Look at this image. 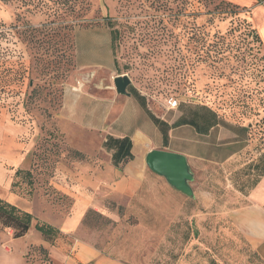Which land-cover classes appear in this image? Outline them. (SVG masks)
I'll list each match as a JSON object with an SVG mask.
<instances>
[{
  "label": "rangeland",
  "instance_id": "374dc122",
  "mask_svg": "<svg viewBox=\"0 0 264 264\" xmlns=\"http://www.w3.org/2000/svg\"><path fill=\"white\" fill-rule=\"evenodd\" d=\"M225 1L239 8L219 0H0V189L32 204L31 228L39 221L59 230L47 243L31 229L13 245V230L0 225V264H63L81 255L82 244L99 254L82 264H264L223 218L244 204L237 189L255 178L243 173L264 146V54L248 35L252 9ZM103 29L111 32L114 70L93 68L97 80L113 85L112 76H126V90L172 126L206 108L221 122L210 140L239 141L230 161L221 146L212 147V162L188 164L192 197L168 192L153 172L131 199H111L106 185L79 192L78 174L89 178L90 166L111 152L88 134L67 136L57 115L66 88H84L76 33ZM171 98L176 110L166 109ZM62 178L74 196L62 191ZM78 204L81 218L63 233ZM39 244L47 254L30 248Z\"/></svg>",
  "mask_w": 264,
  "mask_h": 264
},
{
  "label": "crops",
  "instance_id": "0c3cea01",
  "mask_svg": "<svg viewBox=\"0 0 264 264\" xmlns=\"http://www.w3.org/2000/svg\"><path fill=\"white\" fill-rule=\"evenodd\" d=\"M234 1L242 7L252 9V26L260 37L264 52V8L258 7L260 4L258 0ZM75 46L76 66L81 71L77 80L84 81V88L80 91L73 84L66 88L62 105L57 115L62 132L67 136H70V134L76 136L80 134L78 132L85 133L100 144L105 142L107 137L114 139L128 138L131 144L129 150L131 158L127 162L115 165L112 161L115 149H111V156L108 162L102 163L99 161L90 166L92 173L89 178L81 177L79 173L78 180H76L79 184V192H81V185H90L97 191L100 190L102 185H106L112 191L110 193L111 199H131L138 192L140 186L151 182L152 172L146 165L145 157L148 152L156 149L181 154L185 156L188 164L191 162L197 163L198 161L212 162L214 157L212 147L218 148L222 146L224 149L229 150L230 154L227 155L224 162L230 161L236 156L238 151L235 145L239 144V141L230 140L226 144L218 145L210 140L212 139V131L219 124L206 130L203 129L202 126H206L207 121H214L210 110L200 108L202 111L205 110L206 113L205 111L202 113L198 111L194 120L177 123L172 126L151 113L149 105L143 97L141 99L135 97L130 93V90H126L129 93L128 96L118 94L114 84L108 83L107 85L106 83L105 85L103 80H97L96 71L93 68L106 69L108 72L114 70L110 31L103 29L102 32L98 33L78 32L75 35ZM92 86L93 88H91ZM177 108L169 109L166 107L167 110H176ZM149 113L167 125L166 136H164L160 127L152 121ZM186 125L191 127L188 128ZM68 128L76 131L73 133ZM186 128H191L194 134L190 139L183 136L182 131ZM174 138H177L184 145L181 147L174 145ZM245 148L247 149V146ZM260 152H264V149ZM260 152L256 151L246 164L256 163ZM103 153L106 152L103 151ZM66 176L71 181L72 174H66ZM82 180H84L85 184L82 183ZM61 181L62 191L74 196L69 189L64 188L65 185L66 187L68 185L65 184V179L62 178ZM164 185L168 192L172 191L175 194L182 195L171 188L165 180ZM6 189H0V199L32 214L34 208L31 203L18 198ZM75 189L76 187L73 188V190ZM242 198L244 204L224 212L223 218L227 219L234 232L238 235L239 240L244 242L250 253L254 255L255 260L258 261L259 259L264 263V176ZM81 207V204L76 206L74 214L68 218L66 223H63L60 231L66 233L78 222L81 218ZM31 229H34V227H30L24 237L13 239V245L20 240L26 239ZM41 239L40 237V241ZM27 245L29 243L24 246L23 253L26 251ZM80 253L81 255L74 259L63 258V264H82L85 258H95L97 260L99 255L98 252L83 244L80 246ZM105 261L100 259L96 264H103ZM106 264L116 263L106 262Z\"/></svg>",
  "mask_w": 264,
  "mask_h": 264
},
{
  "label": "trees",
  "instance_id": "16d2710c",
  "mask_svg": "<svg viewBox=\"0 0 264 264\" xmlns=\"http://www.w3.org/2000/svg\"><path fill=\"white\" fill-rule=\"evenodd\" d=\"M218 6H227V7L233 6V7L239 8V6L234 5L231 2H228L225 0H219ZM248 35L251 38L252 43L254 45L255 44L257 45V49L260 50L264 54L260 37L256 29H254L252 25H251L250 31L248 32ZM74 48L76 52L75 37H74ZM130 93L139 99L142 98V96H140L138 92L135 90L130 91ZM143 105L145 106V104ZM210 113L213 114L214 121L211 122V121L206 120L207 121L206 126H202L203 129L205 130L209 129L211 126H216L221 123L214 112L210 111ZM150 117L152 121L158 127H160L164 136H166L167 125L164 122L157 119L152 114H150ZM241 129H244V131L246 130V128L244 127ZM261 138H262V141L264 142V134L262 135ZM103 147L107 150L115 149V152L112 155V161L115 165H118L119 163H125L131 158V155L129 152L131 144L128 138L114 139L112 137H107L106 141L103 143ZM263 149H264V146L258 149V152L262 151ZM19 173L20 171L17 170L15 172V175L17 176ZM243 174L246 175L248 179L251 175L255 176V178L252 179L251 184H249L245 188H244V185H241L238 187L237 190H239L241 194L245 195L264 176V152L262 153L260 152V155L258 156V161L256 163H249L246 165V170L244 171ZM32 221H33L32 214L22 211L18 209L16 206L11 205L5 202L4 200L0 199V225L3 226L4 228L13 230L14 239H19V238L24 237L26 233L29 231ZM33 227L35 231H37L40 234L42 240L47 243L52 242L59 235V230L55 228L54 226L47 224V223L36 221ZM30 248L37 250L42 254H47V250H48V248L45 247L43 244H39L38 246L31 245ZM208 264H218V262L214 258H211L209 259Z\"/></svg>",
  "mask_w": 264,
  "mask_h": 264
},
{
  "label": "water",
  "instance_id": "95a60500",
  "mask_svg": "<svg viewBox=\"0 0 264 264\" xmlns=\"http://www.w3.org/2000/svg\"><path fill=\"white\" fill-rule=\"evenodd\" d=\"M116 92L128 96L126 91L130 80L126 76L113 78ZM145 162L148 169L154 174L164 178L167 184L181 194L192 197L190 182L193 180L185 156L166 150H152L147 153Z\"/></svg>",
  "mask_w": 264,
  "mask_h": 264
},
{
  "label": "built area",
  "instance_id": "2783aa9c",
  "mask_svg": "<svg viewBox=\"0 0 264 264\" xmlns=\"http://www.w3.org/2000/svg\"><path fill=\"white\" fill-rule=\"evenodd\" d=\"M178 106V101L176 99H169L167 101V108L169 109H175Z\"/></svg>",
  "mask_w": 264,
  "mask_h": 264
}]
</instances>
